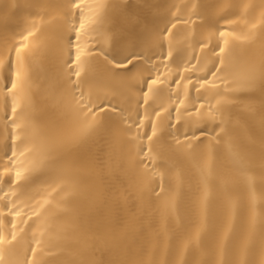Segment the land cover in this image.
<instances>
[{"label":"bare ground","instance_id":"1","mask_svg":"<svg viewBox=\"0 0 264 264\" xmlns=\"http://www.w3.org/2000/svg\"><path fill=\"white\" fill-rule=\"evenodd\" d=\"M72 3L0 0L4 264H264V0Z\"/></svg>","mask_w":264,"mask_h":264},{"label":"snow or ice","instance_id":"2","mask_svg":"<svg viewBox=\"0 0 264 264\" xmlns=\"http://www.w3.org/2000/svg\"><path fill=\"white\" fill-rule=\"evenodd\" d=\"M84 2V0H73V3L71 5L72 8L75 9H80L81 8V4ZM80 16L83 15V13H79ZM172 27H175V25L173 24ZM171 31V29H166L164 35L169 34ZM72 32H73V37L72 39L69 40V49H70V55L72 56V59L70 61V63L72 64H76V65H80L82 63V56H86V55H90V52H84V50H82L81 48V33L85 32V23L83 22L82 19H80L78 27L73 25L72 27ZM34 33L32 31H29L27 36L24 37L25 40L28 39L29 36H32ZM86 35V33H85ZM219 35L221 37L226 36L227 34L223 31H221L219 33ZM75 40L76 43L73 45L72 40ZM225 44H227V40H225ZM26 47V45L21 44L20 46H18L17 48H15V53L17 58L19 59L20 57V53L21 51ZM75 48L74 52H71L72 48ZM221 52L224 51L223 48L220 49ZM168 55L170 56L171 53L169 52ZM137 59V56L135 53L127 56L124 60L121 61H116L115 62V67L116 68H128L129 65H132V67H135V63L134 61ZM255 72L256 70L254 68L252 69H248V74H249V78L252 79L255 77ZM260 73H261V77L264 78V66L261 67L260 69ZM19 75V73H17V76ZM73 75L76 77L80 76V71L79 70H73ZM151 84H155L156 80H151L150 82ZM17 87L16 83H12L11 88L15 89ZM151 90V87L149 86V91ZM99 111H103V108L99 109ZM15 112V108H13V113ZM85 112H91V106L90 105H86L85 106ZM95 117V113L92 112V115L90 117L86 116L85 118V130H87L88 128L92 127V123L91 121H93V118ZM221 131H223V128H221ZM152 135H155V128L153 126V130H152ZM149 139H151V137H149ZM60 143V141L58 140H52V141H45L42 145H41V152H42V157L40 159H38L37 161L33 162L32 166L30 168H24V169H17L14 171V177L15 180L13 182L19 183L21 180H27L29 179L33 173L36 172H40L42 170H46L49 167H52L54 165H56L58 163L57 160L53 159V149L55 147L56 144ZM31 151V149H25L24 152H21L20 155L23 156L25 155L26 152ZM17 157V153L15 152V150H13L11 152V155L9 156V163L7 165L4 166L3 171L0 172V175H4V174H8L9 172L13 171V168L15 165H17L18 160L14 159ZM249 182H252V178L249 177ZM17 215L19 214L18 212L16 213ZM13 227H15V225H13ZM12 240H15V234L13 233L11 236ZM3 243V237L0 236V244ZM32 256H35V249H32ZM0 264H4V256L2 251H0ZM30 264V262H29ZM71 264H77V262L72 261ZM82 264H88V262H82ZM218 264H222V262H218Z\"/></svg>","mask_w":264,"mask_h":264}]
</instances>
